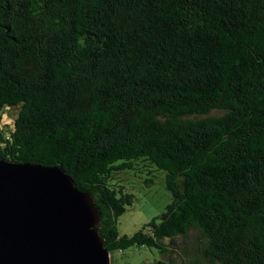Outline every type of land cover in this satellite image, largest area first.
<instances>
[{
  "label": "trees",
  "instance_id": "obj_1",
  "mask_svg": "<svg viewBox=\"0 0 264 264\" xmlns=\"http://www.w3.org/2000/svg\"><path fill=\"white\" fill-rule=\"evenodd\" d=\"M5 108L0 160L63 168L110 254L196 233L188 264H264V0H0ZM134 163L171 202L129 237Z\"/></svg>",
  "mask_w": 264,
  "mask_h": 264
},
{
  "label": "water",
  "instance_id": "obj_2",
  "mask_svg": "<svg viewBox=\"0 0 264 264\" xmlns=\"http://www.w3.org/2000/svg\"><path fill=\"white\" fill-rule=\"evenodd\" d=\"M100 221L63 168L0 160V264H110Z\"/></svg>",
  "mask_w": 264,
  "mask_h": 264
},
{
  "label": "rangeland",
  "instance_id": "obj_3",
  "mask_svg": "<svg viewBox=\"0 0 264 264\" xmlns=\"http://www.w3.org/2000/svg\"><path fill=\"white\" fill-rule=\"evenodd\" d=\"M11 109L5 108L2 112L0 132L3 135L9 134L13 125L16 113L11 116ZM113 184L115 190L132 196V205L127 206L125 213L116 221L120 235L132 236L153 219L159 218L171 202V195L165 188V172L156 168L144 169L139 163H134L132 169L116 174ZM197 240L196 233H190L186 238H177V249L171 263L188 264L195 256ZM160 259L157 249L137 245L110 254V264H152Z\"/></svg>",
  "mask_w": 264,
  "mask_h": 264
}]
</instances>
